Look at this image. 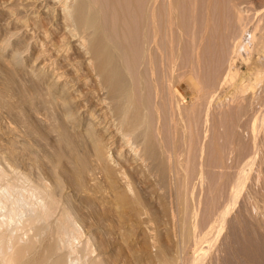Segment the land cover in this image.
Instances as JSON below:
<instances>
[{"label": "bare ground", "instance_id": "1", "mask_svg": "<svg viewBox=\"0 0 264 264\" xmlns=\"http://www.w3.org/2000/svg\"><path fill=\"white\" fill-rule=\"evenodd\" d=\"M216 2L0 0V264H203L211 255L214 229L199 228L204 186L194 190L212 167L203 172L207 156L192 146L207 139L198 142L195 115L205 94L210 105L229 94L234 106L251 103L264 81V16L254 22L247 0H228L230 50L212 89L201 81ZM183 77L203 109L187 108ZM192 151L203 163L193 170Z\"/></svg>", "mask_w": 264, "mask_h": 264}, {"label": "rangeland", "instance_id": "2", "mask_svg": "<svg viewBox=\"0 0 264 264\" xmlns=\"http://www.w3.org/2000/svg\"><path fill=\"white\" fill-rule=\"evenodd\" d=\"M217 1V2H216ZM221 1V2H218ZM249 1L250 5L247 6V4L245 5V9L248 10L249 16L252 17V20L254 22L258 21L257 19L261 18L264 16V0H247ZM214 2H216L214 5H217V7L215 8L214 12L217 13H213L215 14L213 16V14L211 15L214 18V21L212 23V27L211 30L209 31L210 33L207 34L209 35V40H205L204 45H205V50H204V54L202 55V61H201V69L200 71H202V74L199 73V76L201 79V81H205L204 84H210L212 85L210 87V85H208L207 87H205L204 92L208 93L207 91H209V87L212 89L213 87V81H215V78L219 75L220 72V68L222 65V55L225 52L224 50H226L228 47L231 46V43L229 42L227 44V41H229V37L226 35V32H228V30L226 31V25H229L231 21H228V23H225V21L227 22L228 19L231 20V18H229V2L228 0H214ZM220 4V5H219ZM225 4V5H224ZM228 4V7H227ZM252 5V7H251ZM226 7V8H225ZM251 7V8H250ZM185 7L183 6L182 9ZM227 9V10H223V9ZM219 10V11H218ZM223 10V12H222ZM186 11V10H185ZM183 11V14L184 12ZM221 11V12H220ZM226 11V13H225ZM220 12V13H219ZM228 12V13H227ZM253 15H251V13ZM226 15H225V14ZM220 14V16L218 15ZM255 14V15H254ZM185 15V14H184ZM186 15H188L186 13ZM199 15L201 16V14L199 13ZM228 15V17H227ZM197 15L196 18L200 17ZM219 16V17H218ZM256 18H255V17ZM187 17V16H185ZM222 17V18H221ZM227 18L225 20V18ZM222 21H220V19ZM187 21H189V18L187 17ZM224 19V20H223ZM184 23L187 24L186 18L185 20L183 19ZM224 21V23H222ZM232 23V22H231ZM253 23V22H252ZM230 27V25L228 26ZM227 27V29H228ZM208 37V36H207ZM225 37V39H224ZM228 37V40H227ZM225 41V42H224ZM225 43V44H224ZM229 45V46H227ZM227 46V47H226ZM225 48V49H224ZM228 50H230L228 48ZM226 50V51H228ZM186 53V52H185ZM186 54L183 53V57ZM187 56V55H186ZM185 56V57H186ZM182 57V60L184 61ZM187 58V57H186ZM185 58V59H186ZM182 61V63H184ZM181 62V61H180ZM181 63V66L183 65ZM179 75H181L180 71L178 72ZM203 77V78H202ZM185 78V79H184ZM187 77H183V79L179 78L182 81H177L178 82V87L180 88V90L182 91L184 97H185V104L187 106V108L189 107V105L191 104H199L202 102L205 108L203 109V107H201V105L197 106L195 105V107H193V105L191 106V108H202L205 112L206 106L209 105L208 109L209 112L213 111L214 112H208V109L206 110V112H208L206 114V118H208V114L210 116V118H208L207 120L210 121V123L212 124V122H214L212 125H210V123H208V121H206V118H202L200 119L199 115L201 117H205V114L202 112L203 110H200L199 108V113L196 114V112L198 110H195V117L198 116L199 121L194 119V122L196 123V121L200 124L199 126H196V123L194 128H199L198 129V133H196L195 135L198 136L199 140L198 142L202 143V141H205L204 139H206V141L208 142H204L205 144L207 143L208 146L205 147L206 145L204 144L202 150L200 148V144L195 142L196 139H192V146L196 145L199 146L198 149L200 150L199 153L206 155V158H204V156H202V162L204 163L203 160H205V164L202 165L204 166L203 172L205 171L206 167L208 163L210 167L212 168H207V171H205L206 173H203V177L205 181L202 183H197L195 189L197 188V191L194 190V193H199L198 194V198L200 197V199L198 200V198H194L197 199L198 201H201L200 204L197 201V205L199 203V207L200 209H198L200 211V218H199V228L201 230H203V228H207V226H209L211 223L212 227H213V232H212V236H211V240L210 242L206 243L204 245V248L208 246V248H210L211 246V250L209 251L211 254L210 256H207L206 260H204L203 264H207L208 260L210 261V257L212 256L213 258V264H251L254 262V264H264V81L259 82L256 86V90H257V96L259 99L256 98V95L253 99H251V103L254 104L255 102V98L258 101L259 105H257V101L255 102V104L252 106H249L248 104L251 103H246L248 100L250 102V98L248 97L246 101H241L242 99H237L234 101V104H230L228 102L231 101L230 99V94L227 96L226 95V100L224 98L225 103H222V105L217 106L218 104H214L212 103L211 105H213V107L207 103L208 100L203 101L204 97L208 94H205L204 97L201 98H197L199 102V100L201 99L200 103H196V97L194 98L193 96L196 95V93L193 90V86L191 84L188 83V78ZM217 80V78H216ZM202 82V83H203ZM257 83V82H256ZM208 89V90H206ZM190 90V91H189ZM245 96V97H246ZM188 97V98H187ZM193 97V98H192ZM190 98V99H189ZM260 98L263 100H260ZM193 99V100H192ZM205 99H208L207 96L205 97ZM230 100V101H229ZM244 100V99H243ZM253 100V101H252ZM194 101V102H193ZM223 101V102H224ZM241 101L240 104L239 102ZM191 102V103H190ZM263 102V104H262ZM233 103V101H232ZM239 103V104H236ZM208 104V105H207ZM225 104V106H224ZM230 104V106H228ZM262 104V106H261ZM239 107H238V106ZM212 108H211V107ZM226 108V109H223ZM215 107V108H214ZM216 107H221V111L217 110ZM189 108V109H191ZM213 109V110H210ZM262 108V109H261ZM216 109V110H215ZM201 112V113H200ZM205 112V113H206ZM216 112V113H215ZM222 112L221 116H218V114ZM204 114V115H203ZM215 114V119L214 117H212ZM217 114V116H216ZM219 114V115H220ZM212 120H209L211 119ZM219 117V118H218ZM222 119H221V118ZM218 118V119H217ZM221 119V120H219ZM207 122V124H209V128L208 125L207 126H203V123ZM217 123V125H216ZM215 124V125H214ZM205 125V124H204ZM203 126V127H202ZM212 126L214 130V132L212 131ZM206 128V129H205ZM196 130V129H195ZM194 130V133L197 131ZM206 130H211V132H213L214 134V142H213V138L211 139V136L213 135H209V133H207L208 131L205 132L206 136H202V134L204 135V131ZM217 130V132H216ZM203 131V132H202ZM216 132V133H215ZM199 134V135H198ZM194 135V136H195ZM216 136V137H215ZM197 138V137H196ZM204 138V139H201ZM216 138V140H215ZM227 142L229 144V142H231L230 144L233 145H227ZM194 143V144H193ZM216 145L217 149L218 147H220L221 149L226 146L227 148L229 146L228 149L225 148L228 151H221L219 152V150L216 149ZM197 146L193 147L195 148V151L197 152ZM224 146V147H223ZM215 147V150H214ZM192 148V147H191ZM192 148V149H193ZM233 148L235 149L233 151ZM191 149V150H192ZM206 149V150H205ZM224 149V150H225ZM230 149H232L230 151ZM217 150V152H215ZM206 151V154L203 152ZM193 154V151L190 153L191 157L192 155L197 156V153ZM215 152V153H214ZM222 153L221 155L224 157H220V158H225L224 159V163L221 162V160L218 156V159H220V163H222L221 165L225 164V166H220V164H218L219 160L214 156V154L219 155L218 154ZM226 152V153H225ZM233 152V153H232ZM228 153V154H227ZM229 153L230 157L229 156ZM197 154V155H196ZM226 154V155H225ZM228 156L230 158H228ZM201 157V156H200ZM199 157V155L197 157H193L192 160L190 158V161L195 162L194 164H196V160H198L196 165H192L191 163V170H193V166L197 167V165H201V160L199 161V159H201ZM218 160V162L216 163V159ZM254 159H252V158ZM198 158V159H196ZM248 158V159H247ZM193 159L195 161H193ZM247 159V161H246ZM251 161H250V160ZM245 161V162H244ZM254 161V162H253ZM199 162H201L199 164ZM213 162V165H212ZM217 164L215 165L214 164ZM226 162V163H225ZM250 162V163H249ZM202 163V164H203ZM248 163V164H247ZM255 163V164H254ZM240 164V166H239ZM242 164H244V167L242 166ZM215 165V166H214ZM220 167H217V166ZM250 165H254L252 166L253 168L250 169ZM235 166V167H234ZM238 166V168H242L240 171H238V168L236 167ZM200 167V166H199ZM198 167V168H199ZM222 167V168H221ZM234 167V168H232ZM203 168V167H202ZM218 168V169H217ZM230 168V169H229ZM232 168V169H231ZM249 168V169H248ZM229 169V170H228ZM237 169V170H236ZM244 169V171H243ZM197 170V168H196ZM217 170V171H216ZM223 172H222V171ZM250 170V171H249ZM221 171V172H220ZM249 171V172H247ZM192 172V171H191ZM194 172V171H193ZM226 172V174H225ZM239 174H238V173ZM242 172L245 174H242ZM224 173V174H223ZM194 175V173H192ZM191 174V175H192ZM241 174V175H240ZM240 177H239V176ZM193 177V178H192ZM235 177V178H234ZM237 177V178H236ZM238 179V180H236ZM194 180V176H191V182ZM236 181V189L232 187V185L234 184V182ZM233 182V184H232ZM193 183V182H192ZM201 184L200 187H202L203 189H201V191L198 192L199 189V185ZM229 188H231L232 190H230ZM234 190V191H233ZM196 194L194 195V197H196ZM202 198V199H201ZM196 202V200H195ZM203 209H202V208ZM211 212V214L209 213ZM204 213V214H201ZM206 214V215H205ZM210 216H209V215ZM212 216V217H211ZM208 217V218H207ZM210 217V218H209ZM209 219H211L209 221ZM209 221V222H208ZM208 222V223H206ZM208 224V225H206ZM205 225V226H204ZM205 228V229H206ZM213 248V249H212ZM207 249V248H206ZM206 249H202L201 252L199 253L200 255H203V252H206ZM199 254L196 255L195 257V261L198 262L199 260ZM247 258H249V260H251V263H248L249 260L247 261Z\"/></svg>", "mask_w": 264, "mask_h": 264}]
</instances>
